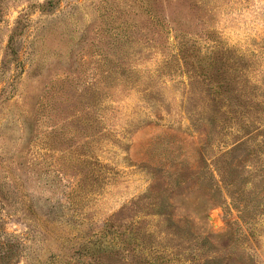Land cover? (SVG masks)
I'll return each mask as SVG.
<instances>
[{
	"label": "rangeland",
	"instance_id": "rangeland-1",
	"mask_svg": "<svg viewBox=\"0 0 264 264\" xmlns=\"http://www.w3.org/2000/svg\"><path fill=\"white\" fill-rule=\"evenodd\" d=\"M0 264H264V0H0Z\"/></svg>",
	"mask_w": 264,
	"mask_h": 264
},
{
	"label": "trees",
	"instance_id": "trees-1",
	"mask_svg": "<svg viewBox=\"0 0 264 264\" xmlns=\"http://www.w3.org/2000/svg\"><path fill=\"white\" fill-rule=\"evenodd\" d=\"M237 148H238L237 146H236V147H234V148L232 149V151H235V150H237Z\"/></svg>",
	"mask_w": 264,
	"mask_h": 264
}]
</instances>
